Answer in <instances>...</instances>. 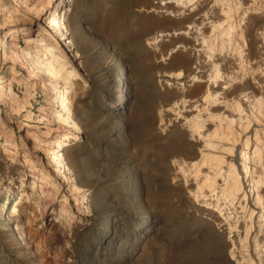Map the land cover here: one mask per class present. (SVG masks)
I'll return each mask as SVG.
<instances>
[{"label":"rangeland","instance_id":"rangeland-1","mask_svg":"<svg viewBox=\"0 0 264 264\" xmlns=\"http://www.w3.org/2000/svg\"><path fill=\"white\" fill-rule=\"evenodd\" d=\"M57 2L0 0V264H264V0Z\"/></svg>","mask_w":264,"mask_h":264},{"label":"bare ground","instance_id":"bare-ground-1","mask_svg":"<svg viewBox=\"0 0 264 264\" xmlns=\"http://www.w3.org/2000/svg\"><path fill=\"white\" fill-rule=\"evenodd\" d=\"M64 0H58L57 2V6H58V25H60L61 27V31L62 34L64 35V37L70 36V26H69V17H68V11H69V6L68 4L64 3ZM71 87L69 80H66L64 83L60 84L59 86H57L55 88V92H54V103L56 104V107H60L63 111L64 114H66L70 121L69 123L71 124V126H75L74 121L72 120V103L70 101V95H69V88ZM115 90V89H114ZM122 101V100H120ZM62 113V114H63ZM61 114H56V117L58 119H62ZM70 131H68L66 134H62V136H64L62 138V141H66L67 138L69 137ZM61 136V137H62ZM57 144V149L55 151V155L54 157H52V161L54 162V166L52 167V172L55 175H62V168H64L65 166H67L66 164L68 163V160H66V162H64L63 159V153H61L59 146H60V142L59 141H55ZM65 153L67 154V151H65ZM65 154V155H66ZM66 157V156H65ZM51 159V157H50ZM70 163V162H69ZM68 168V167H67ZM71 170V169H69ZM249 173V172H248ZM63 177V176H61ZM252 181V179H251ZM10 213L12 212V210L9 208ZM61 212L63 211V209L60 210Z\"/></svg>","mask_w":264,"mask_h":264}]
</instances>
